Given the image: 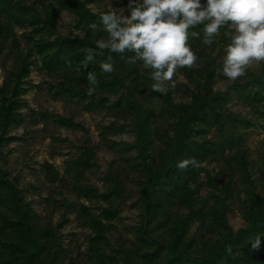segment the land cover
Here are the masks:
<instances>
[{
	"label": "trees",
	"instance_id": "16d2710c",
	"mask_svg": "<svg viewBox=\"0 0 264 264\" xmlns=\"http://www.w3.org/2000/svg\"><path fill=\"white\" fill-rule=\"evenodd\" d=\"M26 1L0 0V45L9 43L12 50H19L12 25L29 29L24 34L25 54L16 53L18 69L9 72L0 87V264H65L68 260L58 232L61 224L43 225L1 167L3 146L16 140L8 130L22 120L19 111L27 106L21 96L29 88L24 86H31L25 80L33 67L61 74L62 82L54 96L77 100L86 111H105L124 122L105 127L103 139L125 167L121 166L138 175L136 182L141 189L136 205L141 209V222L135 229V241L128 247H112L111 222L119 215L114 199L121 198V191L116 187L98 194L79 184L85 169L91 166L85 158L88 153L83 152L74 162L72 190L79 197L97 199L109 206L93 213L85 205L69 204L81 226L91 233L85 255L89 262L264 264V167L261 155L254 161L245 149L248 135L257 126L263 128L264 61L257 73L247 70L245 77L229 79L226 91L215 92L216 69L221 67L224 54H205L202 40L190 39L200 67L178 69L193 86L182 85L183 100L176 103L170 88L166 94L152 91L154 81L149 69L140 63H125L132 53L126 52L122 58L105 50L87 68L83 66L85 49L99 51L96 41L101 32L106 33L102 25L95 34L88 27L90 22L99 25L100 14L87 8L92 0H34L30 5ZM36 4L46 5L43 16ZM61 11L79 18L86 28L83 38L56 34ZM109 55L115 70L104 73L100 63ZM89 71L95 72L99 81L92 95L88 94ZM233 101L256 115L255 119L232 112L229 104ZM56 121L63 127L79 128L65 119ZM105 131L130 132L134 141H109ZM133 152L138 162L128 157ZM193 157L201 167H176L178 162ZM220 164L226 165L215 171L213 166ZM52 180L64 181L55 171ZM231 212H237L243 221V227L236 231L228 222ZM257 239L259 247L254 248Z\"/></svg>",
	"mask_w": 264,
	"mask_h": 264
},
{
	"label": "rangeland",
	"instance_id": "374dc122",
	"mask_svg": "<svg viewBox=\"0 0 264 264\" xmlns=\"http://www.w3.org/2000/svg\"><path fill=\"white\" fill-rule=\"evenodd\" d=\"M33 1L27 0L25 3L30 5ZM126 2L127 0H92L87 8L93 14H100L125 8ZM35 8L42 16L44 15L45 4H36ZM55 26L56 34L60 37L83 38L86 33L85 26L72 12L61 11ZM12 29L17 37L19 50H12L9 43L0 45V87L7 81L9 72L18 69V63H15L16 53L20 51L25 54L26 51L24 34L29 29L21 30L15 24L12 25ZM224 31L222 28L221 34L211 46H205L201 42L205 54H210L212 57L224 54L223 49L229 43L223 34ZM99 36L98 40L108 38V34L104 32ZM261 63L262 61L253 62L248 70L257 73ZM173 80L175 87L169 86V88L173 92L174 101L178 103L183 100L182 85L187 88L193 85L179 70L174 74ZM25 81L31 85L24 86L29 88L21 96L27 106L19 111L22 120L8 130L9 136L16 140L6 143L2 148V169L21 190L24 201L31 205L43 225L50 224L56 227L61 224L58 232L68 253L65 264H92L85 256L91 233L81 226L77 218L78 214L69 208L70 203L82 204L93 213H98V209L109 207L97 199L79 197L72 190L74 162L83 152H87L85 158L89 159L91 166L85 169L79 184L95 189L98 194L116 187L121 191V198L114 199L119 215L111 222L114 229L110 234L111 237H108L112 247L117 248L119 245L128 247L131 241H135L137 237L135 229L141 222V209L136 205L141 186L136 182L137 173L133 175L130 170L123 168L125 166L106 147L103 139L105 127L112 124L121 126L124 122L117 121L105 111H86L77 100L69 101L67 98L54 96L57 85L62 82L61 74H48L33 67ZM229 85L227 77L217 74L213 89L215 92H223ZM229 108L232 112L250 119L256 117L236 101L231 102ZM57 119L68 120L79 128L60 126L56 124ZM260 123L263 128L257 126L258 128L248 135L245 149L249 151L254 161L261 155V163L264 167V121ZM105 132V137L109 141L117 143L134 141L130 132ZM128 157L131 158V162H138L135 152ZM225 165H214L213 169L219 171ZM54 171L64 181L52 180ZM228 222L234 231L243 227V221L237 212L229 213Z\"/></svg>",
	"mask_w": 264,
	"mask_h": 264
},
{
	"label": "clouds",
	"instance_id": "9594fccd",
	"mask_svg": "<svg viewBox=\"0 0 264 264\" xmlns=\"http://www.w3.org/2000/svg\"><path fill=\"white\" fill-rule=\"evenodd\" d=\"M126 9L127 15L125 8L113 9L100 13L99 25L89 23L94 34L102 25L108 38L96 41L99 51L85 49V68L105 50L122 58L126 52L132 53L125 63H140L149 69L154 81L152 91L166 94L169 86L175 87L173 77L178 69L200 67L190 39H201L205 46H211L222 28L229 43L223 49L218 74L235 81L246 76L253 62L264 61V0H128ZM68 65L71 67L70 61ZM100 68L112 73L113 57L101 61ZM87 80L88 94L92 95L99 87L96 73L89 71ZM190 165L202 166L193 157L178 162L176 167L186 169ZM253 247H259V239Z\"/></svg>",
	"mask_w": 264,
	"mask_h": 264
}]
</instances>
